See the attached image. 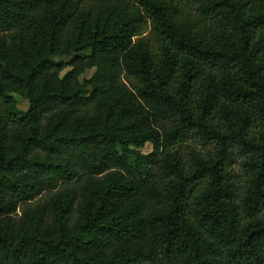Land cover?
<instances>
[{
    "label": "trees",
    "instance_id": "1",
    "mask_svg": "<svg viewBox=\"0 0 264 264\" xmlns=\"http://www.w3.org/2000/svg\"><path fill=\"white\" fill-rule=\"evenodd\" d=\"M0 264H264V0H0Z\"/></svg>",
    "mask_w": 264,
    "mask_h": 264
},
{
    "label": "rangeland",
    "instance_id": "2",
    "mask_svg": "<svg viewBox=\"0 0 264 264\" xmlns=\"http://www.w3.org/2000/svg\"><path fill=\"white\" fill-rule=\"evenodd\" d=\"M87 51V50H85ZM85 51H82L80 53H85ZM75 53L71 52V53H65V54H58L52 57L53 61H57V62H62V63H66V61H68ZM67 68H69L68 64H64V66L61 68L60 73H62L63 71H65ZM94 70L93 66L90 67H85L83 70H81L78 73V78L80 81L85 82V80L87 78H89V76L92 74ZM84 90L87 92L90 87L89 85L86 83L84 86ZM8 93L14 98L15 100V111L19 114L22 113L25 108L28 105L27 99L21 95L19 92L15 91V90H11L8 91ZM132 147L137 148L138 150H140L142 153H149L152 150V143L148 140L144 141L143 144L141 145H132ZM16 213L20 212L19 207H17L15 209Z\"/></svg>",
    "mask_w": 264,
    "mask_h": 264
}]
</instances>
